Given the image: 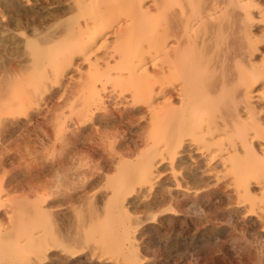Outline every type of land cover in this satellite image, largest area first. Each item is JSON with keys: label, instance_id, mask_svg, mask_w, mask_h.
Instances as JSON below:
<instances>
[{"label": "bare ground", "instance_id": "obj_1", "mask_svg": "<svg viewBox=\"0 0 264 264\" xmlns=\"http://www.w3.org/2000/svg\"><path fill=\"white\" fill-rule=\"evenodd\" d=\"M96 1L98 2V0H90L89 1L90 3L94 2V4H86V3L85 4H79V9L82 12H95V11H92L93 8L101 7L100 12H99L100 18H97L98 23L95 25V27H93L92 31H89L87 33V37L84 39L86 46L89 47V46H93V45L97 44L99 42L101 36L105 34L106 30L110 29L112 26H115V24H121V22L125 21V19H127L128 22H131V25L129 27H126V28H124L126 26V25H124L123 28L118 30V33L120 34L119 35L120 42L118 41L119 42V45H118L119 48H116L118 50L116 52V54L115 55L112 54L111 56H109L110 54H107L108 56L103 55L101 57H98L95 60V62L102 64L104 66V68L111 65L110 61L113 62L114 60L116 62V65H118V66L119 65H126V67L121 69L122 75H120V76L118 75L117 77H112V79H115L118 82H121L120 80H124V81L130 80V79L136 80V82L138 83V85H140V87L142 89V93H140V94L136 93L135 94L134 89L132 92L131 91L132 89H130V88H132L131 87L132 85L120 86L121 88H119V89H123L122 94L130 93V91H131L133 93V95L130 96V99H131V102H133L134 104L142 103V102L150 104V106L149 105H147V106H149L148 112L150 113L151 117H148L147 119L151 118L150 121H152L151 124L154 125V127H156L155 125L160 124L161 126H164V128L166 130L168 129V133H174L175 132L174 130L177 129L181 138H186V137H188V138L191 137L192 139L195 137L199 138L202 140V142L206 143L205 149H207L208 151H211V149H213V146H219L217 141H216L219 136H222V135L228 136V143L226 145H223V148H219V150H220L219 161H220V163H222V166L225 169L224 171H226L227 173L230 172L229 176H231V178H233L234 181L238 182V184H239L238 187L241 190H243V192L245 193V196L248 198V201L254 207V209H256V207H257V210H255V214L257 215L256 217H258L260 222L263 224V228H264V211H263L264 206H262L259 203L261 200L264 201V136L260 137L259 141H255L254 136L252 134H250L251 132L249 131L251 127L255 130H257V129L262 130L261 128H263V126H264V0H225V1L223 0L222 2H220L221 1L220 0V1L216 2L215 6L217 4H220V3H221V5H223L224 11L222 13L224 16L219 17V18L216 17V15H215L216 13H214V11L217 9L216 11L218 12L220 5H217L214 10L210 7L202 8V7L197 6V8H199V9L194 11L192 9L195 8L196 4H191V2L193 3L192 0H151L150 2L152 4H146V5L144 3L142 4V1L145 2L146 0H142V1H140V0H127V1H123V3H121V4H114V3L112 4V2H111V4H97V3L95 4ZM175 2H179V3L175 4ZM194 2H196V1L194 0ZM36 3H38V1ZM161 3H163V4H161ZM76 8H77V6H76ZM76 8L74 7L73 10H75ZM127 9L130 10V11H127L128 13H126V11H125ZM162 10L164 11V15H169L167 17L168 20H165V22L163 23V27L161 28V31L159 29L160 33H158L159 31L156 33V34H158L157 36L156 35L155 36H151V35L146 36L145 35V32L147 30L146 26H145L146 23L140 24L139 23L140 19L146 20L148 18V15L153 16L154 14H157ZM184 11H188V12L191 11L192 15L189 17L186 15V17H188V18H186L184 21L177 19V16H179V14L184 13ZM84 15L87 16V14H84ZM235 16L245 18L242 22L244 25L243 26L244 29L241 27V33L244 32L242 37H241L242 42L237 46V48L235 49V51L233 53V55H234L233 57H235L233 59L236 62V67L233 69H230L229 66H223L222 63H220V65H222V67L219 68V65H217L215 67V70L211 72L210 68L215 63L214 57L219 58V60L221 62H223V61H225L224 57H226V56H224V54H227L226 51H228V54L230 53L229 49L231 50V48H232V43H231L232 39L229 40V37L231 34L230 31H235L237 29L233 24L234 21L233 22L231 21L232 18ZM83 17H82V19H83ZM87 17L89 18L92 16H91V14H89ZM226 17L228 19H226ZM84 19L86 20V18H84ZM82 22H83V20H82ZM43 23H46V22H43ZM70 23H71V21H70ZM159 23H160V21H159ZM61 24H62V22H61ZM79 25H80V23H79ZM79 25H78V27H79ZM198 25H200L201 27L204 26V30H205V31H203L204 35H201L198 33V30H199V28H197ZM65 26H64L63 32L61 33V35L63 36L62 41L60 39H57L55 42V46H51L50 47L51 49L49 51H51L52 49H56L57 46H59L58 44H60L61 42L66 43V41L68 40L69 35L66 34L67 28ZM119 26L121 27V25H119ZM40 28H41V26H40ZM116 28H114L115 31H117ZM80 29H81V26H80ZM149 30H150V28H149ZM112 33H110V34H112ZM151 33H152V31H151ZM35 35H36V33H35ZM49 35H50V33H49ZM115 39H116V37H115ZM110 40L112 41V39H110ZM129 40L132 43V45H131L132 48L134 47V49H132V50H130V49L128 50V48L125 46L126 42H130ZM31 43L33 45V42H31ZM70 43H72V42H70V40H69V44ZM104 43H106V41ZM112 43H113V41H112ZM34 44H36L37 47L35 49H33V51L34 50L36 51V53L34 55V63L33 64L35 66L36 74L38 72L39 75L30 76L28 83L25 81H20L19 83H17L15 88H14L15 90L14 91L10 90L8 96H5L3 94L0 95V139L5 134L6 130H17V128L22 127L25 124V122L29 123V125H31L34 128V135L30 134L28 136L30 139L32 138L33 140L29 141L30 144H28L27 147H32L35 144H39V142L42 145L45 144L47 146V148L49 147L48 145L53 144L52 147L50 145L51 148L49 147L50 148L49 152L51 151V149H52V152H59L60 153L59 163L61 164V162H63V160L67 158V155L69 153H71V151L73 149L74 150L76 148L82 149V147H81L82 144L79 145V142H80L79 141L80 140L79 135H81V134H79V132L82 131V127H84L83 126L84 124L95 121L97 119V117L94 115V112L96 110L98 112V110H100L101 108L99 107L100 104L96 103V100H93L92 103H86L85 104V103L78 102L79 99H77V101L76 100L70 101L69 104H66V103L63 104L61 102V103L55 105L57 108H61V110L63 107H64V109H65V107L71 108V111L73 112L71 114V116H74L71 119L74 122L73 125L71 124L74 128L73 130H70V127L67 125V123L64 122L66 120V118L64 121L62 120L63 119L62 115L61 116L55 115L57 117L54 120H52V122H50L49 121L50 118L48 117V114H47V113H49L48 112L49 110L46 111L47 117L42 118V119L36 118V115L43 112L44 110H43L42 106L41 107H34L33 103L36 104L40 101L41 102L45 101L43 94H45L51 88L52 85L53 86H54V84L60 85V82L62 80L61 78L64 75L65 71L61 68L62 64H56L57 67L55 68V70L51 71L49 68V65L51 63H53L55 60H58L59 58L51 59V58H47L45 56L43 58H41L40 55H37V54L40 53V51L42 49H39V45L35 41H34ZM72 44L74 45V43H72ZM108 44H109V42H108ZM136 44H138L140 46L141 45H145V46L148 45L152 50H158L159 49V53L161 52L162 56H163V59L160 57L162 59V62L159 63L158 61H156V59L154 61L150 62V59H151L150 55L151 54L149 55V53H148V57L146 54V55L141 56V58H140L139 57L140 55H138L136 53V49H135ZM28 45H27V49L29 47ZM79 46H81V44H79ZM98 46H99V44H98ZM131 46H130V48H131ZM76 47L78 48V46H76ZM102 47L105 48L106 46H102ZM102 47H101V49H102ZM66 48H68L67 43H66ZM77 48H76V50H77ZM79 48H78V52L80 50ZM98 49H100V48H98ZM69 50H70V48H69ZM102 50H104V49H102ZM71 52H73V51H71ZM137 52H139V51H137ZM101 53H103V52H101ZM46 54H48V53H46ZM31 57H33V56H31ZM86 58H87V56H86ZM147 61H148V63H147ZM82 62H81V64L83 66V63H86V62H83V63ZM225 62H227V61H225ZM6 63L4 61L5 66H6ZM47 64H49V65L47 66ZM7 66H8V63H7ZM53 67H54V65H53ZM77 67H78V65L75 68H77ZM1 69H2V67H1ZM30 69H32V68H30ZM81 69H82V67H81ZM118 69H120V67ZM157 69L159 71L156 72ZM104 70L105 69H101V72H104ZM108 70H110V69H108ZM1 71H3V70H1ZM84 72L85 71H83V73ZM112 72H114V71H112ZM17 73L20 74V76H22L21 75L22 73H20L19 71H17ZM125 74H126V76H124ZM25 75H26V73H25ZM86 75H88V74H86ZM1 78H2V75H1ZM63 79H65V78H63ZM103 79H104V82H106L105 78H103ZM103 79L101 78V80H103ZM83 82L84 81H82V83ZM101 82L102 81H100V83ZM121 83L123 85V83H126V82H121ZM66 84H68V83L66 82ZM108 84H110V83H108ZM73 85H75V84L73 83ZM113 85H115V84H113ZM89 86H92V83H86L84 85L82 84L81 89H83L85 87L87 88ZM96 86H97V84H96ZM68 88H70V87H68ZM95 88H98V87H95ZM0 89L3 90L4 87H0ZM70 89L73 90L74 88H70ZM70 89H69V91H70ZM75 89H76V87H75ZM115 89H113V90L115 91ZM31 90H32V94L29 96V91H31ZM108 90H109V92H111L110 89H108ZM74 91H72V92H74ZM91 91L93 92V90H91ZM116 91H118V90H116ZM6 93H7V87H6ZM77 93H78V90H77ZM94 93H96V95L98 94L97 91ZM66 95H68V94H66ZM113 95H115V94H113ZM108 96H109V94H108ZM62 97H64V96H62ZM78 97H79V95H78ZM114 97H117V96H114ZM74 98L76 99V96ZM159 98L162 99L163 101L161 100L162 103L158 106L157 105L155 106V102ZM112 99H114V98H112ZM58 100H59V98H58ZM83 101L85 102V99H83ZM100 101H102V100L100 99ZM157 101H159V100H157ZM122 102L125 103V101H123V100H122ZM104 104H106V103H104ZM120 104H118V105L120 106ZM142 105H143V103H142ZM2 106H4L5 109H7V111H1ZM122 106H124V104ZM80 107H82V109L80 111L76 112V110H78ZM104 107H106V106H104ZM104 107L102 106V108H104ZM53 108H55V107H53ZM67 111L68 110H66L65 112H67ZM58 112L60 113V111H58ZM100 112H101V110H100ZM44 113H45V111H44ZM202 113H204L207 117L203 118ZM42 115H44V114H42ZM69 117H70V115H69ZM69 117L67 116V118H69ZM113 117L116 119V121L120 122V120L123 118V115L119 114V112L113 111V109H110L103 114V118L106 121H109ZM74 120H76V121H74ZM62 122H64V124H62ZM144 122L149 123V121H144ZM142 123H140V124H142ZM108 124H109V122H108ZM87 126H89V125H87ZM110 126H111V124H110ZM22 129H24V127ZM119 130L122 131L124 129H121V127H118L116 131H119ZM145 130H147V129H145ZM149 130L150 129H148V131ZM92 131H93V129L91 130V134L93 133ZM172 131H174V132H172ZM25 132L27 134L30 133L28 129H26ZM150 132H152V131L150 130ZM90 135H89V137H90ZM207 136L209 139L207 138ZM3 137H2V139H3ZM167 138H169V137H167ZM124 139H125V137L123 136V139L118 141V144H120V143L122 144V141ZM160 139H162V138H160ZM84 140H85V137H84ZM130 140H132V139H130ZM149 140H151V139H149ZM108 141L110 142V140H108ZM104 143L106 144L107 140ZM99 144H101V143L99 142ZM111 144L115 146V141H112ZM106 145H104V146H106ZM100 146H102V145H100ZM132 146H133V144H132ZM148 146H149V143H148ZM89 147H93V145H90ZM183 147H184V145H183ZM179 148L182 149L181 146ZM200 148L202 150V147H200ZM4 149L6 151H8V153L10 151H14V153L17 154L20 150V145L12 144L10 146L4 147ZM28 149L33 150L32 148H28ZM84 149H85V147H84ZM149 149L151 150L152 148H149ZM129 150H130V148H129ZM143 151H142V153H144ZM171 151H173V150H171ZM193 151H195V150H193ZM3 152H4V150H3ZM47 152H48V150H47ZM74 152L76 153V151H74ZM89 152L91 153V151H89ZM166 152H167V150H166ZM82 153H83V149L82 150L79 149V152L76 153V157L81 158ZM151 153H152V151H151ZM74 154L72 153L71 156L73 157ZM147 154L148 153H146V155ZM149 154H150V152H149ZM203 154H204V152H203ZM5 155H7V154H5ZM118 155L120 156V154H118ZM130 155L131 154L129 153V151H127V152L124 151L123 154L121 153V156L119 159L124 160V159H122L123 157L130 158ZM109 156L111 158L105 162V165H107V166L109 165L108 163L112 162L115 158V156H113V155H109ZM160 156H164V155L161 154ZM94 158L96 159L95 156H94ZM159 158H161V157H159ZM152 159H154V158H152ZM152 159H149V160L151 161ZM161 159H160V161H161ZM206 159H208V158H206ZM68 161H69V159H68ZM156 161L158 162V160L155 159V162ZM214 161H215L214 156H211V158H209L207 163H206L207 166H209ZM5 162H6V156H3L2 159H0V167L2 169V170H0L2 172L1 176H0V264H47L51 258L56 256V254L61 252L63 255V254L68 252L66 247H65V244L67 243V241H71V242H74L76 244V242H78L77 241L78 238H80L82 236H83L82 238H84L85 235H86V237L87 236L90 237V233L88 232V230L90 228H94V227L98 226V224L104 226L107 230H110V232H111V230H114L115 228L117 229L118 239L120 240L118 242H120V244L119 245L117 244L118 246L117 245L116 246L119 247L120 251L124 250L125 248L128 251L133 250L135 248L136 236H134V234H133L134 232H132L131 224L133 225L134 223L137 222V219L135 218V214H136L135 210L137 207V203H138L139 199L141 197H143L145 193L148 192V189L144 188L145 190H142V188H141V190H138L140 188H138V187H137L138 189L135 188V186H134L135 181H134V178L132 176V172H130V170L134 166L133 161H131V160L129 162H127L125 160L121 161L117 166L118 169L115 170V172L117 171L116 172L117 174L109 182H107V184L105 183L106 185L104 184L105 186H103V187L105 188V191L102 189L104 192L101 191L102 197H100L103 199L102 200L103 201V211H104V213L102 212L103 213V221H101L102 216H100V214L96 213L97 209L99 208V207L97 208V205L99 206V204H96V202H97V195L96 194L98 192L94 195L92 194L93 196L92 195L91 196L90 195H88V196L82 195L80 198H78V196H80V194L83 193L85 191V189L87 188L86 187L87 184L92 182L93 178L96 175L100 176L99 172L94 171L95 167L86 165L84 167L85 168L84 169L82 162H80V163L78 162L79 164L76 165L75 167H61V168H59L57 175L59 173L60 176H58L59 178L57 177L58 179L56 178L57 179L56 181L53 179L55 182H48L47 181L48 179L44 180L45 178L44 179L38 178L33 183L32 181L31 182L27 181L26 178L25 179L20 178L22 181L25 180V182L24 181L21 182L24 184H21L20 186H16V187L12 188L11 190L7 191L6 190V187H7L6 184H7V180L9 179L8 175H10V174L7 175V172L5 171ZM37 162H38V159H37ZM173 162L174 163L176 162V153L173 156ZM204 162L205 161H203V163ZM8 163L6 165L10 164V163L9 164ZM158 164H159V162H158ZM10 165H13V164H10ZM38 165H40V163H38ZM38 165H37V167H34V173L33 174H39L40 169H39ZM46 165H48V163ZM146 165H147V163H146ZM43 166H45V164ZM67 166H68V164H67ZM102 166H103V164H102ZM12 167H15V166H12ZM56 167H57V165H56ZM149 167H151V166H149ZM218 168H220V167H218ZM49 169H51V168H49ZM107 169H108V167H107ZM152 169H154V168H152ZM103 170H105V169H103ZM111 170H114V167H112V165H111ZM11 171H13V170H11ZM132 171H134V170L132 169ZM175 171H177V170H175ZM212 172H214V171H212ZM217 172H219V171H217ZM174 173H176V172H174ZM46 174L48 175V173H46ZM51 174L52 173H50V175ZM11 175H14V174H11ZM16 175H18V174H16ZM110 175H112V174H110ZM41 177H44V176H41ZM102 177H104V175ZM1 178H2V180L3 179L4 180L2 181ZM103 179L102 180L106 182L105 178H103ZM164 179L165 178H163V180ZM166 180H168V179H166ZM98 181H100V179ZM135 183H137V182H135ZM101 184L103 185V183H101ZM150 184H152V183H150ZM95 185L97 186V184H95ZM94 188H96V187H94ZM150 189H151V187H150ZM177 189H179V187ZM151 191H152V189H151ZM101 192H100V194H101ZM169 192H171V191H169ZM199 192H201V190H199ZM3 193H6V196H7L6 198L5 197L2 198L1 195ZM239 193H241V192H239ZM194 194H195V192H194ZM239 197H240V194H239ZM162 198L164 199V197H162ZM30 200H32V201L30 202ZM85 201H91L92 202V203L90 202V204H92V207L89 206V208L87 210V214H85L86 210L84 211V210H82V208H80L81 205L85 203ZM165 201L171 202L172 200L170 199L168 201L166 199ZM55 204H58V205L56 207H54ZM59 204H60V206H59ZM149 205L150 204L148 203L147 207ZM49 206H51V207L53 206L54 209H50ZM165 206H166V204H165ZM171 206H173V205H171ZM85 207H88V206H85ZM93 207H95V208H93ZM156 207H157V205H156ZM157 208H159V207H157ZM174 210H175V208H174ZM179 210H176V211H179ZM155 211H156V209H155ZM172 211H173L172 209H169L167 211L169 213H167L166 215H168V214L171 215ZM247 211H248V209H247ZM88 212H90V213H88ZM149 213H150V211H149ZM178 214H180V213H178ZM163 215H165V214H163ZM139 216H141V215H139ZM160 216H162V215H160ZM153 217L154 216H152V218ZM156 219H157V217H156ZM143 220H145V219H143ZM157 221H159V220H157ZM75 224H78L79 227L75 226ZM139 225H141L143 227L142 224H139ZM75 227L77 228L76 230L74 229ZM97 231H98V229H97ZM92 232H95V231L92 230ZM263 232H264V229H263ZM111 234H112V232H111ZM113 234L115 235V231L113 232ZM95 235H94V237H95ZM102 238H103V235H102ZM115 242H117V241H115ZM112 243L114 244V242H112ZM101 244H102V242H101ZM111 246H114V245H111ZM70 247H71V245H70ZM89 247H90V245H89ZM76 248H77V246H76ZM110 249L112 251V248H110ZM116 249H118V248H116ZM68 253H71L72 255H78V251L68 252ZM120 254H122V253H120ZM130 254H131V252H130ZM126 255H127V253H126ZM116 256H118V255H116ZM128 256H126V257H128ZM120 257H122V256L120 255ZM129 257L125 261L126 264H139L137 261H135V259L133 260V258H129ZM123 260H124V258H123ZM138 261H140V260H138ZM55 262L57 263V261H55Z\"/></svg>", "mask_w": 264, "mask_h": 264}, {"label": "rangeland", "instance_id": "obj_2", "mask_svg": "<svg viewBox=\"0 0 264 264\" xmlns=\"http://www.w3.org/2000/svg\"><path fill=\"white\" fill-rule=\"evenodd\" d=\"M37 1H38V3H36ZM78 1L79 0H40V1L39 0H0V87H4L3 90H1L2 88L0 89L1 90L0 95L3 94L5 96H8L10 90H12V91L15 90L14 88H15L17 83H19L20 81H25L28 83L30 76L39 75L38 72L36 74L35 66L33 64L34 63V55L36 53V51L35 50L33 51V49H35L37 47V45L34 44V41H35L39 45V49H42L40 51V53L37 54V55H40L41 58H43L44 56L47 58H51V59L59 58L58 60L54 61L55 63L53 62L50 65L47 64V66L49 65L50 70L51 71L55 70V68L57 67L56 64H62L61 68L65 71L64 75L61 78L62 80L60 82V85H56V84H54V86L52 85L51 88L49 89L50 91L48 90L49 92L47 91L45 94H43L45 101H42V102L40 101L36 104L33 103L34 107H41L42 106L43 110L45 111V113L43 111V112L37 114L36 118L42 119V118L47 117V114H48V117L51 119V120L49 119V121L52 122V120H54L57 116L62 115L63 116L62 120L64 121L66 118V120L64 122L67 123V125L70 127V130H73L74 128L72 125L74 122L71 119L74 116H71V114L73 113L71 111V108L65 107V109H64V107H63L61 110V108H57L55 105H57L61 102L63 104L64 103L69 104L70 101H72V100L77 101V99H79L78 102L85 103V104L86 103H92L93 100H96V103L101 105V106L99 105V107L101 108L100 109L101 112H100V110H98V112H97V110L94 112V115L97 117V119L95 121L84 124L83 125L84 127H82V131L79 132V134H81V135H79V138H80L79 145L82 144L81 147L83 149V153H82L81 158L76 157V153L79 152V149L80 150H82V149L76 148L75 150L73 149L71 151V153H69L67 155V158L64 159L63 162H61V164L59 163L60 153L59 152H52V149L49 152V150L53 144H50L51 147H50V145H48L50 148L49 147L47 148V146L45 144L42 145L40 142H39V144H35L32 147H27L28 144H30L29 141L33 140L32 138L30 139L28 136L30 134L34 135V128L31 125H29V123L25 122V124L22 127H18L17 130H6L5 134L3 135L5 138L2 136L3 139H2V137L0 139V151H1L0 152V159H2L3 156H6V162L13 164V165H10L8 163L9 165H6L7 163L5 162V171L7 172V175L10 174V175H8L9 179L7 180L6 190L8 191V190H11L12 188H14L16 186H20L21 184H24L21 182H23V181L25 182V180L22 181L21 179H25V178L27 181H30V182L32 181L33 183L38 178H42V179L45 178L44 180L48 179L47 180L48 182H55L59 178L58 176H60L59 173L57 175L59 168H61V167H75L80 162H82L83 168L86 165L93 166V167H95L94 171L99 172L100 176L96 175L92 180L93 183L92 182L88 183L86 186L87 188L85 189V191L83 190L84 192L81 193L80 196H78V198H80L82 195L83 196L84 195H87V196L90 195L91 196L92 194L94 195L98 192L96 194L97 195L96 204H99V206L97 205V208L98 207L99 208L97 209L96 213H98V214H100V216H102L101 221H103V213H104L103 201H102L103 199L100 198V197H102V192L105 191V188L103 186H105L107 184V182H109L117 174L116 173L117 171L115 172V170L118 169L117 166L121 161L125 160V161L129 162L131 160L134 162V166L132 167V169L134 171H132V169H131L130 172H132V176L134 178V181L137 182V183L134 182L135 188L136 189L140 188L138 190H141V188H142V190L148 189V192L144 194V196H143L144 198L141 197L139 199V201L137 203L136 210H135V212H136L135 218L137 219V222L134 223L133 225L131 224L132 232H134L133 234H134V236H136V241H137V242L135 241L136 244H135V248L133 250L128 251L125 248L124 249L125 251L124 250L120 251L119 247H117L120 244V242H118L120 240L118 239L117 229L115 228L114 230H111L112 234L115 231V235L113 234L114 235L113 236L111 234L110 230H107L104 226L98 224V226H96L94 228H90L88 230V232L90 233V237L89 236L86 237V235H85L84 238H82L83 236L78 238L77 239L78 242H76V244L74 242H71V241H67V243L65 244V247H66L68 252L78 251V255H72L71 253H68V252L62 255V253L60 252V253L56 254V256L51 258L47 264H51V263L52 264H119V263L120 264H126L125 261L128 259V257L130 255L131 256L129 258H133V260L135 259V261H137L139 264H264V232H263L264 228H263V224L260 222L258 217H256L257 215L255 214V210H257V207H256V209H254V207L248 201V198L245 196V193L243 192V190H241L238 187V185H239L238 182L234 181V179L231 178V176H229L230 172L227 173L226 171H224L225 169L223 168L222 163H220V161H219V157H220L219 156L220 155L219 148H223V145H226L228 143V136H225V135L219 136L216 140L219 146H213L214 150L211 149V151H208L207 149H205L206 143L202 142V140L199 138H196V137L193 139L191 137H189L190 139L188 137H186L187 139L181 138L177 129L174 130L175 132L172 131L174 133H168V129L166 130L164 128V126H161L160 124L155 125L156 127H154V125L151 124V122H152V121H150L151 118L147 119L148 117H151L150 113L148 112L150 104L142 102L143 103V105H142V103L134 104L133 102H131L130 96L133 95V93H132L133 89L135 90L134 91L135 94L136 93L137 94L142 93V89H141L140 85H138L136 80H134V79H130L127 81L120 80L121 82H126V83H123V85H122L121 82H118L115 79H112V77H117L118 75L119 76L122 75L121 69L126 67V65H119L118 66V65H116V62L114 60L113 62L110 61L111 65L104 68V66L102 64L95 62V60L98 57H101L103 55L106 56L107 54H110L109 56H111L112 54H114V55L116 54V52L118 51L116 48H119L118 45L120 42V38H119L120 34L118 33V30L123 28L124 25H126L124 28L129 27L131 25V22H128L127 19H125L126 22L122 20L123 22H121V24H115V26H112L110 29L106 30L105 34L101 36V38L97 44L88 47L85 45L84 39L87 37V33L89 31H92L93 27H95V25L98 23L97 18H100L99 12H100L101 7L93 8L92 11H95V12H82L79 9V4H85V3L86 4H94V2L90 3L89 2L90 0H87V1L86 0H80L79 2ZM123 1H127V0H113V1L112 0H110V1L109 0H100V1L98 0V2L96 1L95 4L96 3L97 4H111V2H112V4L113 3L114 4H121V3H123ZM140 1H142V0H140ZM150 1L151 0H146L145 2L142 1V4L143 3L145 5L146 4H152ZM192 1H193V3L191 2V4H196L195 8L192 9L194 11L199 9V8H197V6L202 7V8L210 7L214 10L217 5H220L218 12L216 11L217 10L216 9L214 11V13H216L215 15L218 18L224 16L222 13L224 11L223 5H221V3H220V4H217L215 6L216 2H218L220 0H195L196 2H194V0H192ZM222 1L223 0H221L220 2H222ZM178 3L179 2H175V4H178ZM161 4H163V3H161ZM76 6H77V8H76ZM74 7L76 8L75 10H73ZM125 11H126V13H128L127 11H130V10L127 9ZM189 12L184 11V13L179 14V16H177V19L184 21L186 18H188L189 16L192 15L191 11H189ZM83 13L87 14V16L89 14H91V16L93 18L92 17L88 18ZM157 14H154L155 16L154 15L153 16L148 15V18L146 20L140 19V21H139L140 24L146 23V25H145L146 29H147L145 32L146 36H149V35H151V36L156 35L157 36L158 34H156V33L159 31V29L161 31V28L163 27V23L165 22V20H168L167 17L169 15H164L163 10ZM13 15L14 16L16 15L17 17L16 16L14 17ZM186 15L188 17H186ZM82 17H83V19H82ZM84 18H86V20ZM226 19H228V18L226 17ZM244 19H245L244 17H239V16H235L232 18L231 21L232 22L234 21L233 24L237 29L235 28L236 29L235 31H230L231 34H230L229 40L232 39V42H231L232 48H231V50L229 49V52H230L229 54H228V51H226V50L225 51L227 54H224V56H226V57H224V59L227 62H225V61L221 62L219 60V58L214 57L215 63L210 68L211 72L215 70V67L217 65H219V68H221L222 65L223 66H229L230 69H233L236 67V62L233 59V58H235V57H233L234 56L233 53H234L235 49L237 48V46L242 42L241 37H242L244 32L241 33V27L244 29V27H243L244 25L242 23ZM82 20H83V22H82ZM70 21L72 24L70 23ZM159 21H160V23H159ZM43 22H46V23H43ZM61 22H62V24H61ZM79 23H80V25H79ZM77 24L79 25V27ZM119 25H121V27ZM40 26H41V28H40ZM64 26L67 28L66 34L69 35L68 40L66 41L68 48H66V43L61 42L60 44H58L59 46H57L56 49H52L51 51H49L51 49L50 48L51 46H55V42L57 39H60L62 41L63 36L61 35V33L64 30ZM80 26H81V29H80ZM114 28H116L117 31H115ZM149 28H150V30H149ZM197 28H199L198 33L201 35H204V32H203V31H205L204 26L201 27L200 25H198ZM52 31L53 32L55 31L54 32L55 34ZM151 31L153 34L151 33ZM160 31L158 33H160ZM35 33H36V35H35ZM49 33H50V35H49ZM110 33H112V34H110ZM115 37H116V39H115ZM110 39H112L113 43ZM69 40H70V42L74 43V45L72 43L69 44ZM105 41H106V43H104ZM31 42H33V45ZM108 42H109V44H108ZM79 44H81L82 47L79 46ZM98 44H99V46H98ZM27 45L29 46L28 49H27ZM131 45H132L131 41L126 42V44H125V46L128 48V50L134 49V47L132 48ZM76 46H78V48L80 47L79 52H78V48ZM102 46H106V47L104 48ZM130 46H131V48H130ZM144 46L145 45L140 46V45L136 44V47H135L136 53L138 55H140L139 56L140 58H141V56L146 55V54L148 57V53H149V55L151 54L150 55V57H151L150 62L154 61L155 59L159 63L162 62L163 56H162L161 52L159 53V49L158 50H152L148 45H146L147 47L146 46L144 47ZM97 47L100 49H98ZM101 47L104 50H102ZM69 48H70V50H69ZM76 48H77V50H76ZM71 51H73V52H71ZM137 51H139V52H137ZM101 52H103L104 54ZM46 53H48V54H46ZM31 56H33V57H31ZM86 56H87V58H86ZM81 60L83 62H86L87 64L83 63ZM4 61H5V63L6 62L8 63V66L6 63L7 67L4 65ZM81 62L83 63L84 67L82 66ZM147 63H148V61H147ZM220 63H222V65H220ZM53 65H54V67H53ZM77 65H78V67L75 68ZM1 67H2V69H1ZM81 67H82V69H81ZM119 67H120V69H118ZM30 68H32V69H30ZM101 69H105L104 72H101ZM108 69H110V70H108ZM1 70H3V71H1ZM17 71L22 73L21 74L22 76H20V74H18ZM83 71H85V72L83 73ZM112 71H114V72H112ZM157 71H159V70L157 69L156 72ZM25 73H26V75H25ZM84 74L85 75L88 74V75L85 76ZM1 75H2V78H1ZM124 76H126V74ZM63 78H65V79H63ZM101 78L102 79L105 78L106 82H104V79L101 80ZM75 80L76 81L78 80V81L76 82ZM65 81L68 84H66ZM82 81H84V82L82 83ZM100 81H102V82L100 83ZM73 83L75 85H73ZM86 83H92V86H89L87 88L85 87V88L81 89L82 88L81 85L82 84L84 85ZM108 83H110V84H108ZM96 84H97V86H96ZM113 84H115V85H113ZM125 85H132L131 86L132 88H130V89H132L131 90L132 92L130 91V93L122 94L123 89H119V88H121L120 86H125ZM5 86L7 87V93H6V87ZM74 86L76 87V89ZM68 87L74 88V89L72 90ZM95 87H98V88H95ZM69 89H70V91H69ZM108 89H110L112 93L109 92ZM113 89H115V91ZM71 90L72 91L75 90V91L72 92ZM77 90H78V93H77ZM91 90H93V92ZM116 90H118V91H116ZM96 91L98 93L97 95H96V93H94ZM31 94H32V90L29 91V96ZM66 94H68L69 96ZM108 94H109V96H108ZM113 94H115V95H113ZM61 95L64 97H62ZM78 95H79V97H78ZM75 96H76V99L74 98ZM114 96H117V97H114ZM58 98H59V100H58ZM82 98L85 99V102L83 101ZM112 98H114V99H112ZM100 99L102 101H100ZM121 99L123 101H125V103H123ZM157 100H159V101H157ZM157 100L155 102V106L156 105L158 106L162 103L161 102L162 99L159 98ZM104 103H106V104H104ZM118 104H120V106ZM123 104H124V106H122ZM147 105H149V106H147ZM102 106L103 107L106 106V107L102 108ZM53 107H55V108H53ZM81 109H82V107H80L78 110H76V112L80 111ZM110 109H113V111L119 112V114L123 115V118L120 120V122L116 121V119L114 117L112 119H110L109 121H106L103 118V114ZM47 110H49L48 111L49 113L46 112ZM66 110H68V111L65 112ZM1 111H7V109H5L4 106H2ZM58 111H60V113ZM42 114H44V115H42ZM55 115H57V116H55ZM69 115H70V117H69ZM67 116L69 118H67ZM202 117L206 118L207 116L204 113H202ZM74 121H76V120H74ZM144 121H149V123H146ZM64 122H62V124H64ZM108 122H109V124H108ZM140 123H142V124H140ZM110 124H111V126H110ZM87 125H89V126H87ZM23 127H24V129H22ZM118 127H121V129H124V130L116 131ZM26 129H28L30 133L27 134L25 132ZM92 129H93V131H92L93 133L91 134ZM145 129H147V130H145ZM148 129H150L152 132H150V130L148 131ZM261 129L262 130H260V129L255 130L252 127L250 128L249 131L251 133L250 132L249 133L254 136L255 141H259L260 137L264 136V126ZM89 135H90V137H89ZM123 136L125 137V139L122 141V144L121 143L118 144V141L123 139ZM84 137H85V140H84ZM167 137H169V138H167ZM160 138H162V139H160ZM207 138H208V136H207ZM130 139H132V140H130ZM149 139H151V140H149ZM106 140H107V143H106L107 145L104 143ZM108 140H110V142ZM112 141H115V146L111 144ZM99 142L101 144H99ZM148 143H149V146H148ZM12 144L20 145V150L17 154H15L14 151H10L8 153V151H6L4 149V147L10 146ZM132 144H133V146H132ZM90 145H93V147H89ZM100 145H102V146H100ZM104 145H106V146H104ZM183 145H184V147H183ZM180 146L182 149L179 148ZM84 147H85V149H84ZM200 147H202V150ZM28 148H32L33 150H30ZM129 148H130V150H129ZM149 148H152V149L150 150ZM3 150H4V152H3ZM47 150L49 153L47 152ZM123 150L125 152L129 151V153L131 154L130 158H125V157L122 158L121 157L124 160L119 159L121 156V153L122 154L124 153ZM166 150L168 153L166 152ZM171 150H173V151H171ZM193 150H195V151H193ZM74 151H76V153ZM89 151H91V153ZM142 151L144 153H142ZM151 151H152V153H151ZM202 151L204 152V154ZM149 152L151 155L149 154ZM72 153L73 154L75 153L73 155V157L71 156ZM117 153L120 154V156ZM146 153H148L149 155L147 154L148 155L147 156ZM175 153H176V162L174 163L173 162V156L175 155ZM5 154H7V155H5ZM161 154L164 156H160ZM109 155H113V156H115V158L112 162L108 163L110 166L109 165L107 166V165H105V162L111 158ZM94 156L96 157V159L94 158ZM211 156H214L215 161L212 162L210 165L208 164L209 166H207L206 163H207L208 159L211 158ZM159 157H161L162 159ZM152 158H154V159H152ZM206 158H208V159H206ZM37 159H38V162H37ZM68 159H69V161H68ZM149 159H152L151 160L152 162ZM155 159L158 160L159 164L157 161L155 162ZM160 159H161V161H160ZM203 161H205V162L203 163ZM38 163H40V165H38ZM47 163H48V165H46ZM146 163H147V165H146ZM44 164H45V166H43ZM67 164H68V166H67ZM102 164H103V166H102ZM37 165L40 169L39 170L40 172H39V174H33L34 173V167H37ZM56 165H57V167H56ZM111 165H112V167H114V170H111ZM12 166H15V167H12ZM149 166H151V167H149ZM107 167H108V169H107ZM218 167H220V168H218ZM49 168H51V169H49ZM152 168H154V169H152ZM103 169H105V170H103ZM0 170H2L1 167H0ZM11 170H13V171H11ZM175 170H177V171H175ZM212 171H214V172H212ZM217 171H219V172L221 171V172L219 173ZM45 172L48 173V175ZM49 172L52 174L50 175ZM174 172H176V173H174ZM1 173L2 172L0 171V176H1ZM109 173L112 175H110ZM11 174H14V175H11ZM16 174H18V175H16ZM102 174L104 175V177H102L103 176ZM41 176H44V177H41ZM103 178H105L106 182L103 181L104 180ZM163 178H165V179L163 180ZM99 179H100V181H98ZM166 179H168V180H166ZM1 180H2V178H1ZM149 182L152 184H150ZM101 183H103V185ZM95 184H97V186ZM94 187H96V188H94ZM150 187H151L152 191H151ZM178 187H179V189H177ZM199 190H201V192H199ZM169 191H171V192H169ZM238 191L241 193H239ZM100 192H101V194H100ZM194 192H195V194H194ZM238 193L240 194V197H239ZM1 196H2V198L7 197L6 193H3ZM162 197H164V199ZM166 199L168 201L171 199L172 201L166 202L165 201ZM31 201L32 200H30V202ZM90 202L91 201H85V203L82 204L80 207V208H82V210H84V211L86 210L85 214H87V210H88L89 206L92 207V204H90ZM148 203L150 205L147 207ZM259 203L262 206H264V201L261 200ZM165 204H166V206H165ZM57 205L58 204H55L54 207H56ZM156 205L159 208H157ZM171 205H173V206H171ZM59 206H60V204H59ZM85 206H88V207H85ZM49 208L54 209L53 206L52 207L49 206ZM93 208H95V207H93ZM168 208L173 210L171 212L172 214L170 213L172 216L169 214L166 215L167 213H169V212H167L169 210ZM174 208H175V210H174ZM155 209H156V211H155ZM247 209H248V211H247ZM176 210H179V211H176ZM149 211H150V213H149ZM88 213H90V212H88ZM178 213H180V214H178ZM138 214L141 216H139ZM163 214H165V215H163ZM160 215H162V216H160ZM152 216H154V217L152 218ZM156 217H157V219H156ZM143 219H145V220H143ZM157 220H159V221H157ZM139 224H142L143 227ZM75 226H78V224H75ZM74 229L76 230L77 228L75 227ZM97 229H98V231H97ZM92 230H94L95 232H92ZM94 235H95V237H94ZM102 235H103V238H102ZM115 241H117V242H115ZM101 242H102V244H101ZM112 242H114V244ZM70 245H71V247H70ZM89 245H90V247H89ZM111 245H114L115 247L111 246ZM76 246H77V248H76ZM110 248H112V251ZM116 248H118V249H116ZM130 252H131V254H130ZM120 253H122V254H120ZM126 253H127V255H126ZM115 254L118 256H116ZM120 255L122 257H120ZM126 256H128V257H126ZM123 258H124V260H123ZM54 260L57 261V263ZM138 260H140V261H138Z\"/></svg>", "mask_w": 264, "mask_h": 264}]
</instances>
